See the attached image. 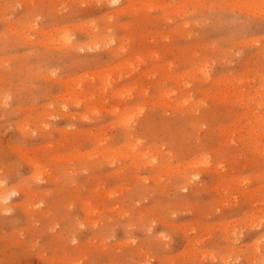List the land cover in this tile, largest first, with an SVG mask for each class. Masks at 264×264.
Instances as JSON below:
<instances>
[{
  "label": "rangeland",
  "instance_id": "obj_1",
  "mask_svg": "<svg viewBox=\"0 0 264 264\" xmlns=\"http://www.w3.org/2000/svg\"><path fill=\"white\" fill-rule=\"evenodd\" d=\"M251 1L0 0V264H264Z\"/></svg>",
  "mask_w": 264,
  "mask_h": 264
},
{
  "label": "bare ground",
  "instance_id": "obj_2",
  "mask_svg": "<svg viewBox=\"0 0 264 264\" xmlns=\"http://www.w3.org/2000/svg\"><path fill=\"white\" fill-rule=\"evenodd\" d=\"M241 1V0H240ZM255 2H257V0H253V1H251V2H249L248 4H250V3H255ZM258 2H259V0H258ZM257 2V3H258ZM261 3V2H260ZM263 3H264V1H263ZM251 5V4H250ZM252 5H254V4H252ZM253 7V6H252ZM258 8V7H257ZM114 41H117V40H114ZM249 133L252 135L253 133L251 132V131H249ZM8 200V199H7Z\"/></svg>",
  "mask_w": 264,
  "mask_h": 264
}]
</instances>
